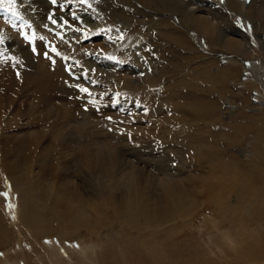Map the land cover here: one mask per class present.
<instances>
[{
    "label": "rangeland",
    "instance_id": "374dc122",
    "mask_svg": "<svg viewBox=\"0 0 264 264\" xmlns=\"http://www.w3.org/2000/svg\"><path fill=\"white\" fill-rule=\"evenodd\" d=\"M22 1L27 3L24 4L27 7L25 14L19 13L10 0L0 2V44L3 45V49L0 48V98L6 96L0 102L3 104L0 105V209L3 210L0 223L5 236L0 232V264H264V174L253 171L249 179L236 183L238 188L234 191V183L230 188L224 185L231 173L243 178V170L228 166L231 159L243 163L258 157L264 159V148H260L262 140L258 136L259 129L264 128V118L258 128H246L249 125H244L242 141L232 138L241 133L234 122L237 111L255 114L257 108L264 109V32L256 35L251 28L254 24V17L249 14L253 9L252 0H174L178 7L189 6L193 1L200 3L190 5L194 11H189V17L181 16V10H178L180 13L172 12L173 9L164 12L155 7V0H59L63 3L58 6L59 10L44 3L49 18L40 22L39 18L35 23L32 21L35 19L32 11L34 0ZM228 2H232L231 7ZM232 8L239 14H235ZM81 9L86 10L89 17L80 19ZM183 18L188 21L183 22ZM200 18L210 24L213 47L209 38L195 28ZM260 18L255 17L259 26L264 22L259 21ZM221 20L233 24L234 30L247 35L249 52L253 54L251 58L231 53L226 47L229 39L240 38L237 34L223 36L220 40L221 25L228 26ZM95 21L98 22L96 27L92 26ZM162 23L166 28L160 25ZM141 28L145 31L139 36ZM119 30H123L125 35ZM241 39L244 44L245 38ZM137 44L145 47L142 56L140 50L135 51ZM155 53L162 58L153 57ZM51 54L56 58L55 63ZM160 60L163 63L157 69L156 63ZM200 60H208L209 65L213 62L210 74L198 76L179 68V63L183 62H190V67H195ZM228 60L234 63L230 65ZM109 63L117 66L115 70H111ZM120 66L148 73L142 90L134 89L132 83L125 86L118 72ZM240 66L241 70L236 74L234 70ZM66 69L71 75L66 73ZM171 69L177 73L176 76L168 74ZM134 73L129 69L127 78H137ZM157 74L160 77L154 76ZM175 80L178 82H173ZM250 82L253 86L245 88V84ZM166 85L174 89L167 92ZM193 89L211 96L215 94L212 99L216 111L212 113L207 105L210 116L199 114L197 119L189 121L182 114L175 115L174 109L186 107L185 100L175 99ZM242 89L246 97L237 94ZM213 90L219 93H213ZM163 97L168 102L167 109L158 102ZM165 111L172 113L169 119H164ZM240 117L242 119L244 115ZM130 118L140 134L150 140L139 145L134 143L131 135L128 142L118 143L121 141L119 137L127 130L123 123ZM57 132L62 138L69 139L66 147L59 146L61 137L52 139L50 136ZM43 134H46L45 139L38 142ZM204 137L215 140L217 144H207ZM97 140L100 141V151L96 152L93 146L89 152L109 158L107 149H116L115 156L122 158L116 162H123L121 167L130 168L128 176L135 172L140 174L142 186L147 190L152 184L159 186V190L165 192L161 202L166 204L167 178L174 175L176 166L179 167L180 174L175 176V180L180 190V201L191 203L185 207L188 211L183 213V219H175L178 233L169 234L165 230L152 232L149 236L148 230L141 228L146 225L142 216L138 222H133L139 230L127 228L124 218L127 215L122 211L124 192L129 186L123 184V179L116 183L119 197L114 199V204L118 209L110 205L107 195L100 193L101 199H94L91 186L96 192L104 190L108 173L99 172L96 167L89 171L80 156L86 153L79 151L85 143L95 144ZM184 140L190 141L192 149L181 154V158L177 156L179 162H170L167 171L164 169L166 175L164 171L160 172L153 156L164 157L167 154L171 157L172 149L179 150V144ZM20 142L28 145L20 146ZM222 145L227 147L222 148ZM256 145L258 150L249 149ZM39 162L50 166L45 173L49 177H45L46 188H51L53 180L56 183L60 181V185L49 190L54 192V196L46 191L45 201L28 194L27 200L34 208L27 221L31 212L23 200L24 190L27 187L28 191L37 194L40 187L31 178L29 182L33 184L28 186L25 179L27 165L33 169V172L29 170L32 178L39 177L41 172L36 165ZM64 163L67 164L65 170L61 169ZM17 164L19 174L14 169ZM189 164L194 166L197 174H201L199 177L188 178L192 175ZM57 166L60 167L57 169ZM209 170L214 185L221 190H207L208 181L202 176ZM120 171L122 168H118L121 176ZM18 181L21 190L17 186ZM251 183L259 185L257 192L244 204L238 202L239 189L246 191ZM196 185L198 193L193 190ZM188 186L193 190L192 194ZM74 199L86 206V212L79 217V227L71 228L72 225L68 227L62 222L71 218L67 202ZM195 203L197 207L194 208ZM138 205L143 208L142 204ZM84 221L90 224L82 225ZM166 228L170 229L171 225ZM150 229L154 231V227ZM252 251L261 260L247 255ZM103 252L105 256H102Z\"/></svg>",
    "mask_w": 264,
    "mask_h": 264
},
{
    "label": "bare ground",
    "instance_id": "6f19581e",
    "mask_svg": "<svg viewBox=\"0 0 264 264\" xmlns=\"http://www.w3.org/2000/svg\"><path fill=\"white\" fill-rule=\"evenodd\" d=\"M33 3H34V7L32 8V11H33V15H34L35 19H33L32 21L34 23L39 18H40L39 19V22L40 21H43V20H46L47 18H49L48 15H47V13H46V9L47 8L45 9V7H44V5L46 3H48L49 5H51L52 7L56 8L58 10L60 9V7H58V6H60V5L63 4V3L61 4V2L59 0H34ZM251 3H252L251 7L253 9H251L250 11L248 9V11H249V14L254 17V22H253L254 24L252 23L254 26L253 25L252 26L249 25V26H251V28L253 27L252 30H253V33L255 32L254 34L260 35V34H257V33H263L264 32V22L261 23L262 25L259 26L257 23H255V17L256 16L257 17H261L259 21H264V6H262L264 4V1L263 0H252ZM13 4L18 8L19 13H21V14H25L26 13L25 11H27L26 10L27 7L26 8L24 7V4H27L26 1L14 0V3ZM197 4H200V3L198 1H193V2L189 3V6H186V7L185 6L178 7L177 2L174 1V0H155V3H154L155 7H158V8L160 7V9H163L164 12H170L171 9H173L172 12H177L178 10H181V16H187V17H189V11H191V12L194 11L193 9L190 8V5H197ZM236 4H238V3L236 2ZM228 5L231 7L232 6V2H228ZM30 6H31V4H30ZM48 7H50V6H48ZM77 7H79V6H77ZM51 9H53V8H51ZM231 10H234L235 11V14H239V12L236 11L234 8H232ZM54 12H55V10H54ZM50 13H51V11H50ZM246 13H245L244 16H246ZM57 14L59 15V12ZM80 14H79L80 15V19H84L85 17H89V15H90L84 9H81L80 10ZM217 15L222 16L221 14H218V13H217ZM71 18H73V17H71ZM217 18H218V16H217ZM223 18H224V16H223ZM226 18L228 20H230L229 17H225L224 19H226ZM218 20H219V18H218ZM182 21L185 22V21H188V20H186L185 18H183ZM222 22L226 23L228 26L226 28L225 26L223 27L221 25V30L218 33V36H219L220 40L222 39L223 36H229L230 34H237L240 37V38H231V39H229L231 41L228 40L226 42V47L228 48V50H230L231 53H235V52L241 53L244 58H251L253 54L251 52H249V44H248L249 38L246 37L247 35H245V33L242 34V31H240V30L239 31L234 30L233 28L235 26L233 28L231 27L233 24L232 25H229L230 23L228 24L225 21H222ZM41 24H43V23H41ZM164 24L165 23H162L160 25H162L164 27ZM97 25H98V22L97 21H95V23L92 24V26H95V27ZM44 26L48 27V25H44ZM142 26H144V23H143ZM143 28H145L146 30H148L147 27H143ZM143 28H141L140 35L139 36H141L142 32L145 31V29H143ZM164 28H166V27H164ZM195 28L197 29V31L199 33H201V34H203V35H205V36H207L209 38V43H210L211 47H213L214 46V41L211 38V34L212 33H211L210 24L206 20H204L203 18H200L197 21V24H196ZM236 29H238V28H236ZM165 30H168V29H165ZM119 32L123 36L125 35L124 34L125 32L123 30H119ZM180 34L183 35L184 38H186V36H184V33L181 32ZM84 36H85V34H84ZM241 38H245L244 39V44H243V40ZM0 41H1V39H0ZM2 47H3V45L0 44V48H2ZM148 48H149V46H148ZM139 50H140V55L142 56L143 50H145V47L142 44H137L136 47H135V51H139ZM215 50H218V49H215ZM153 57L162 58L159 53H155L153 55ZM190 59L191 60H194V58H192V57ZM207 61L200 60V61H198L197 65L195 67H190V64H191L190 62H183V63H179L180 64L179 68L185 69L186 73L193 72L194 74H196L198 76H204L205 74H210V72H211V66L213 64V62L211 61L210 62L211 65H209V64H207ZM228 62H229L230 65L232 63H234L233 60H228ZM162 63H163V61H161V60L160 61H157L155 68H157V69L158 68H161ZM108 66L112 68L111 70H115V68L117 67L113 63H109ZM144 66H146L145 63H144ZM241 66H242V64H241ZM241 66H240L239 69H235L234 70V72L236 74L238 73L239 70H241ZM68 68H69V66H68ZM129 69H131L132 72H135L134 74H136L138 77L135 78V79L132 78L131 80L129 78H127V76H128V70ZM135 69H133V67H127V66L121 67L120 66L119 71L118 70L117 71L121 74V80L126 83L125 86H128V84L130 83V85L133 84L132 87L134 89L142 90V85L144 84V81H145L146 77H149V75H147L148 73L146 71L144 72V71L141 70V71L137 72ZM221 69L222 70H226L225 68H221ZM177 72H179V71H177ZM169 73L174 74V76H176L175 74H177L172 69L168 71V74ZM256 74H257V69L255 68V76L257 77ZM22 76L24 77L25 76V73ZM22 76H20V77H22ZM150 76H153V75H150ZM154 76L155 77H160V76H158V74L157 75H154ZM118 79H119V77H118ZM175 79H177V78H175ZM164 80H165V82H167L166 79H164ZM173 82H178V81L175 80ZM76 83H78V82H76ZM18 86H20V84H18ZM251 86H253V84L251 82L249 84H247V85L245 84V88H248V87H251ZM1 87L4 88L5 86L4 87L1 86ZM26 88H27V86H26ZM92 88L94 89L93 85H92ZM10 89H12V87ZM173 89H174L173 86L166 85V89L165 90L167 92H170ZM237 94L238 95H244L245 96V91L242 89V91L237 92ZM247 96H249V92H248V95ZM5 97H1L0 98V102L1 103H2V100ZM12 97L14 98L15 95H12ZM178 99L185 100L186 101V107L183 108L182 110H180L177 107L176 102L173 101L172 103L177 107L176 109H174L175 115L182 114L189 121H194V119H197V115H199V114H204L205 116H210V114H211L210 111L212 113H214L216 111L215 110V102H213L212 96L211 95H207L206 93H202V92H200L198 90H194L193 89L191 91H188L187 94H184V93L183 94H180L175 100H178ZM158 102L162 103L164 105V108H166V105H168V102L166 101V98H164V97L161 100H159ZM1 103H0V105H3ZM248 104H250V103H248ZM207 105L210 107V111L208 110ZM187 106H189V107H187ZM29 107L32 109V111L35 110L34 107L32 106V104H30V103H29ZM1 108L2 107H0V109ZM256 110H257V113H255V114L248 113V112H247L248 113L247 114L245 111H237L236 112V120H234V122L236 123V126L240 128V132L241 133L238 132L237 134H235L232 137L233 139H235L237 141H242V136L244 134L243 131H242V129L245 128L244 125H249V126H246V128H253V129L256 128V127L258 128L260 126V123H261L260 120L262 118H264V109L262 107H259ZM170 111H168V112L165 111L164 119H169V117L172 114ZM241 115H244V117L242 119H240L241 118L240 117ZM27 116H30V115H27ZM132 121H133L132 118L125 119V122L123 124L125 126H127V130L125 129L126 131L124 132V134L119 137V139L121 141H119L118 143H120V142H128V140L131 138L130 137L131 135L135 139L134 143H138L139 145H141L143 142H146L147 140H150L149 137H147V136L144 137V136H142L140 134V131L135 127V124L136 123H133ZM150 133H151V131H150ZM152 133H153V131H152ZM155 134H156V136H159V134L157 132ZM153 135H154V133H153ZM50 136L51 137L53 136L52 139H58V138L61 137L60 132L54 133V134H52ZM258 136L262 140V141H260V145L261 146L259 145L260 148L262 149V148H264V128H260L259 129ZM39 137L41 139H39L38 142H40L41 140H44L45 137H46V134L40 135ZM51 137H50V139H51ZM56 141H58V140H56ZM203 141H205L207 144H211L212 146H215L217 144L215 140H212V139L206 138V137H204ZM98 142H100V141L97 140V142L95 144L94 143L87 142V144L85 143L83 145L85 147H82V149H80V151H79V152H83L82 154L86 153V155L83 156V155L80 154V156H82V161L84 163V166H86L89 169V171L92 170V167H96L97 168L96 170H98L99 172H102V173H106L107 172L108 173L107 174V177L108 178L105 177V179L108 180V183L107 184L109 185V186H107V184H106V187H110V189L108 188L109 190L106 191L105 190L106 187H104V190L106 191V193H104L103 192L104 190H101V189L96 192V190L94 189V187L91 186V195L94 197V199L100 200L101 199L100 193H102L103 195H107L109 197V199H110V205L113 208L118 209L117 206H115L116 202L114 201V199H116V198L119 197V195L117 194V189H116V185L117 184L116 183L118 181H122V179H123L124 180L123 184H125L126 186H129L128 187V190H125V192H124L125 203H124V206H123V209L124 210L122 211V212L125 213V215H127V217L126 216L124 217L125 218V221H126L127 228H129V229L130 228H134L135 230H139L140 228L137 229L138 227L135 224H133V222H136L139 219V216H142L141 219L145 221L146 225H143L141 228H143L142 229L143 231L148 230V233L147 234H149V236H152V232H154V233H156V232L160 233V231L163 232L165 230H167V232H169V234H176V233H178L179 229L177 227V222L175 221V219L176 218L183 219V217H182L183 213H185V212L188 211V210H185V207L189 203H191L190 201H188L187 203L184 200L183 201H180L181 200V198H180V190L178 188V183L175 180V176H179V174H180L179 173V167L176 166L175 169H174V175H171L169 178H167L168 202L166 204V203L161 202L162 198L165 196V192H163L162 190H159V186L157 188L156 185L152 184L153 186L149 190H147V187H143L142 186V183H141L142 182V178H141V175L140 174H137L135 172V173H133V176H131V177L128 176L127 172L130 170V168H127L126 166L125 167H121V165H123V162H118V163L116 162V159H117V161L118 160L119 161L122 160V158L115 156L114 153H116V151H117L116 149L113 150V151L111 149H109V148L107 149L109 151L108 154H107V155H109V158H107V156L105 154H104L105 155V157H104L101 154L100 155H96V154H92L91 152H89L90 148L93 147V146H95L96 152L98 150L100 151ZM49 143H50V141H49ZM68 143H70L69 142V139L66 140L65 138H62L61 137V140L59 141V146L62 145L63 147H66V145ZM154 144L155 145H158V143H154ZM18 145H20V146H22V145L27 146L28 143H26V142H20V144H18ZM160 145H162V144H160ZM167 145H168V143H167ZM63 147H59L58 149H60V148L62 149ZM223 147H227V146L226 145H222V148ZM191 149L192 148H191L190 141L184 140L182 143L179 144V150L172 149L171 154H170L171 157H168L167 154H164L165 160H164V157L163 156H158L157 153H151V154L157 155V156H153L154 158H156V159H154V160H156L154 162H156V166L160 170V172H163L164 171L163 173L166 175L165 170L167 171L168 165L171 164L170 162H173V161L174 162H179V159L177 158V156L179 158H181L180 157L181 154H184L185 152H189ZM249 149H251L252 151L253 150H258V146L256 145L255 147H251ZM14 150L16 151V153L18 152V149H14ZM43 151H45V148H43ZM202 154H205V152H203ZM102 158H103V160H101ZM52 159L56 163H58V160H55V158H52ZM107 160H109L108 163H107ZM187 160H189V159H187ZM59 161H63V160H59ZM66 163L63 164L64 166H62L61 169H64V168L66 169V167H67V164ZM245 163L238 162V160H236L234 158L229 161L228 166L231 167L232 169H241V170H243V178L241 176H238V174H236V173H231L229 175V177L226 179L225 183H224V185L227 188H230L232 186V184L234 183L233 184V191L236 190L238 188V185L237 184H241L243 182V179L245 181L247 179H249V177L253 174V171H254L255 174L256 173H258V174H264V159H261V158L258 157L257 160H255V159L246 160ZM94 164L96 166H93ZM163 164H164V167H163ZM36 165L38 167V168L37 167L36 168L39 169L40 172H41V176H39V177H37V176L34 177L33 176V178H32V176L30 175V172H29V170L31 169V165L28 164L27 165V172H26L25 179H26V182H28V186H30L34 182H36V184H39L40 185L39 190H41L42 193L40 194V191L37 190L36 191L37 194H34L31 190L28 191L27 190V187L24 190L23 200H24L25 205L27 206V208L30 209V212H31L30 215H29V217H28V219H27V221L30 220V218L32 217V209L34 208V205H32L27 200L28 194L30 196L35 195V198L37 200L45 201L46 200V191L48 192L49 190H51L53 188H58L59 185H60V184H58L60 181L58 183H56L53 180V182L51 183L52 184L51 188H46L47 184H45V182H46V178L45 177H48V176H46L45 173H46V170H48L50 168V166L44 164L43 162H39ZM160 165H162V166H160ZM102 166H104V167L102 168ZM189 166L191 167V171H192L191 174L192 175L188 176V178H196V177H199L201 175V174H197L198 172H197V170H194V166L193 165L189 164ZM59 167L60 166H57V169ZM52 168H54V167H52ZM118 168H122V171H120V172H122L121 173V176H120V174L118 172ZM14 169H15V172L17 174L20 173V167H19L18 164L14 166ZM152 169H153V167H152ZM244 169H247V171L244 172ZM109 171H111V173H109ZM31 172H33V169H31ZM129 172H131V171H129ZM77 174L80 175L81 173L80 172H77ZM100 175H101V173H100ZM97 176H98V174H97ZM155 176H156V173H155ZM15 177H16V175L13 176V182H14ZM101 177L103 178L104 175L103 176L101 175ZM119 177H121V178H119ZM202 177L204 179H207V181H208V184L209 185L207 186V190H210L212 192H215V191H217L219 189L217 186L214 185V181L211 178V171L210 170L206 174H204ZM30 178L33 181V183H30L29 182ZM48 179H49V177H48ZM83 179H84V177H83ZM156 179H158V178L156 177ZM195 181H197V180L195 179ZM97 183H101V180L100 179L97 180ZM44 184H45V188L42 187ZM92 185H94V183H92ZM17 186L19 187V190H21V186L19 185V181H18ZM258 187H259V185H257L256 183H254V184L251 183L250 186L246 188L247 189L246 191H242V190L239 189V193L237 195V201L244 204L245 202L248 201V199H250L257 192ZM97 188H98V186H97ZM188 188H189V192L191 194L193 193V190L196 193H198V191H199L197 185L193 188V190L190 189L189 186H188ZM219 190H221V188ZM181 192H182V190H181ZM49 193L54 196V192L53 191H49ZM37 196H40V198H38ZM139 203L143 205V208L142 209L139 207V205H138ZM67 206L69 208L68 211H71L72 212V214L70 215L71 218L68 221L62 222V223H65L66 226H68V227H69V225H72L71 228H73V227H75V228L76 227H79V225H78L79 217L86 212V206L85 205H80L79 202H78V200H76V199L68 201L67 202ZM135 206H137V207H135ZM195 207H197V204L196 203L194 204V208ZM1 213H3V210L0 209V214ZM186 215H189V213H187ZM172 218H174V221L171 220ZM24 220L25 219H23V221ZM27 221H26V223H27ZM91 222H92V220H91ZM84 224H90V222L89 221H84L82 223V225H84ZM121 225L123 226V222L121 223ZM167 225H171V228L170 229H167L166 228ZM153 227H154V231H152L150 229V228H153ZM2 229L3 228L1 227V223H0V232L3 234V237L5 238L4 232H3ZM117 233H118V231H117ZM12 238L14 239V236H12ZM262 248L264 249V243H263ZM255 249L261 250V248H255ZM123 253L125 255L126 254V251L123 252ZM93 255H97V254H93ZM105 255H106V253L103 252L102 253V256H105ZM247 255H249V257L251 259L261 260V259H258L260 257H256L255 256V254L253 253V251L251 253H248Z\"/></svg>",
    "mask_w": 264,
    "mask_h": 264
},
{
    "label": "crops",
    "instance_id": "0c3cea01",
    "mask_svg": "<svg viewBox=\"0 0 264 264\" xmlns=\"http://www.w3.org/2000/svg\"><path fill=\"white\" fill-rule=\"evenodd\" d=\"M213 93H216V94H218L219 92H218V90H213ZM213 97H215V94L214 95H212ZM217 126V125H216ZM217 128H219V127H217ZM214 130V129H213ZM216 130H219V129H216ZM218 131H215V133H217ZM214 133V134H215ZM255 212V211H254ZM5 260V259H4Z\"/></svg>",
    "mask_w": 264,
    "mask_h": 264
},
{
    "label": "snow or ice",
    "instance_id": "6c2138e0",
    "mask_svg": "<svg viewBox=\"0 0 264 264\" xmlns=\"http://www.w3.org/2000/svg\"><path fill=\"white\" fill-rule=\"evenodd\" d=\"M0 2H2V0H0ZM10 2L14 3V0H10ZM13 15H16V13H13ZM82 91H87L86 89H82Z\"/></svg>",
    "mask_w": 264,
    "mask_h": 264
}]
</instances>
